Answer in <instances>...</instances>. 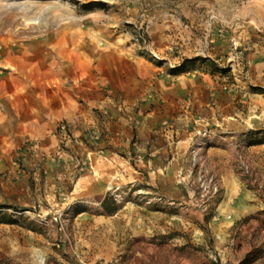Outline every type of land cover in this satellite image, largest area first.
Masks as SVG:
<instances>
[{"label": "rangeland", "instance_id": "rangeland-1", "mask_svg": "<svg viewBox=\"0 0 264 264\" xmlns=\"http://www.w3.org/2000/svg\"><path fill=\"white\" fill-rule=\"evenodd\" d=\"M135 26L146 33L145 43L134 41ZM65 27L113 30L160 66L159 75L212 76L240 112L264 116V70L253 68L264 63V0H0V72L9 50ZM26 144L1 165L0 264H264L262 161L246 162L239 151L243 183L223 188L216 176L220 192L202 211L193 195L187 206L146 204L150 196L137 190L161 194L118 181L109 182L100 201L77 197L75 180L87 165L80 161L78 171L75 162L61 177L58 166L33 163L36 152ZM112 185L130 189L126 201L114 199Z\"/></svg>", "mask_w": 264, "mask_h": 264}, {"label": "crops", "instance_id": "crops-1", "mask_svg": "<svg viewBox=\"0 0 264 264\" xmlns=\"http://www.w3.org/2000/svg\"><path fill=\"white\" fill-rule=\"evenodd\" d=\"M126 40L105 27H65L6 53L0 170L29 142L36 152L29 159L58 166L61 177L77 161L87 165L75 180L77 197L100 201L109 182L118 181L146 185L187 206L193 195L187 153L199 126L210 128L206 168L223 188L242 181L239 151L246 162L264 165V116L255 120L253 109L240 112L235 96L219 91L212 76L159 75L161 67ZM253 68L264 70V63ZM63 123L71 139L59 141L56 129ZM60 143L69 151H60Z\"/></svg>", "mask_w": 264, "mask_h": 264}, {"label": "built area", "instance_id": "built-area-1", "mask_svg": "<svg viewBox=\"0 0 264 264\" xmlns=\"http://www.w3.org/2000/svg\"><path fill=\"white\" fill-rule=\"evenodd\" d=\"M135 35L133 37L135 42H146V33L141 29V27H134ZM152 57L159 59L156 54L151 52ZM59 132L63 139L69 137V132L65 124L59 126ZM211 136V131L208 128L198 129L195 132L194 138L190 142L188 149V186L191 187L193 191V202L194 205L205 211L211 202L218 196L220 192V182L218 178L210 173L205 166L206 160V147L207 140ZM99 135H92V140H99ZM78 171L84 170V164L77 161ZM182 182V181H181ZM180 182V183H181ZM107 191L114 197L117 202L126 201L128 198V193L130 189L126 190V187L120 185H112L107 188ZM143 191L137 190L138 194H144L148 197L146 204L149 205H167L173 206L174 201L165 198L164 196L158 194L149 195L148 192L142 193Z\"/></svg>", "mask_w": 264, "mask_h": 264}, {"label": "bare ground", "instance_id": "bare-ground-1", "mask_svg": "<svg viewBox=\"0 0 264 264\" xmlns=\"http://www.w3.org/2000/svg\"><path fill=\"white\" fill-rule=\"evenodd\" d=\"M38 21L37 20H35V23H37Z\"/></svg>", "mask_w": 264, "mask_h": 264}]
</instances>
